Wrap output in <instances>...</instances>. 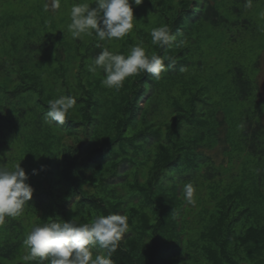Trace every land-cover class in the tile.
I'll return each instance as SVG.
<instances>
[{"label":"trees","instance_id":"16d2710c","mask_svg":"<svg viewBox=\"0 0 264 264\" xmlns=\"http://www.w3.org/2000/svg\"><path fill=\"white\" fill-rule=\"evenodd\" d=\"M245 8L246 0H151L122 40L93 35L72 50L39 38L21 41L14 58L0 53V164L20 162L35 189L0 224V264H48L25 260L34 227L110 213L130 224L114 264H264L261 58L252 73L240 53L256 27ZM164 25L176 39L161 48L150 33ZM97 44L125 56L141 44L169 66L158 80L141 73L106 88L103 70H88ZM68 95L76 106L57 126L49 101ZM189 182L195 203L182 193Z\"/></svg>","mask_w":264,"mask_h":264},{"label":"clouds","instance_id":"9594fccd","mask_svg":"<svg viewBox=\"0 0 264 264\" xmlns=\"http://www.w3.org/2000/svg\"><path fill=\"white\" fill-rule=\"evenodd\" d=\"M142 3L143 0H95V7L86 3L73 4L68 30L74 39L86 34L94 35L101 42L122 40L133 31L134 21H137L133 5L139 6ZM48 7L46 4V10ZM50 7L59 11L61 0H51ZM246 7H251V0H246ZM150 35L152 43L161 48L171 46L176 39L166 25L153 28ZM96 46L101 50L88 70L95 73L98 67L101 68L105 76L101 84L106 88L118 91L127 78L141 73L150 74L158 80L169 66L165 61L170 58L149 55L141 44L131 47L126 56L111 51L103 44ZM76 103L73 96H60L49 101L46 115L57 126L64 125ZM32 174H37V170L33 169ZM28 180L29 175L20 162L14 169L0 164V224L5 223L6 217L19 216L32 199L35 189ZM182 193L188 203H195L196 188L193 183L184 184ZM129 229L127 215L118 213L100 215L85 223L73 220L45 223L34 227L26 236L24 244L29 254L25 260L39 257L47 259L48 264H114L112 254ZM97 246L107 250V254L94 255L92 249Z\"/></svg>","mask_w":264,"mask_h":264},{"label":"rangeland","instance_id":"374dc122","mask_svg":"<svg viewBox=\"0 0 264 264\" xmlns=\"http://www.w3.org/2000/svg\"><path fill=\"white\" fill-rule=\"evenodd\" d=\"M150 1L143 0L141 5H133V14L137 20L134 22L139 21L137 12L141 10V6L146 7ZM76 3H86L95 7V0H61L59 11L50 7L51 0H0V53L6 57L14 58L17 53L16 46L21 41H37L39 38L41 39L38 44H41L45 38L52 40L59 38L69 43L68 45L72 50H74L73 45H79L76 44L78 39L82 38L83 42L88 44L92 36L82 34L80 38L74 39L67 27L71 23V7ZM46 4L49 6L47 10ZM243 13L256 24V27L248 30L245 45L241 47L240 53L249 61V70L252 73L254 72L253 65L261 58L259 59L258 81L261 98L264 99V0L252 2L251 7L245 8ZM3 38L6 40L5 45L1 44ZM228 54L231 57L234 55L232 47L228 48ZM262 119L264 121V113ZM67 141L70 144L73 143L71 138ZM223 160L222 155L217 156L218 164H221Z\"/></svg>","mask_w":264,"mask_h":264}]
</instances>
